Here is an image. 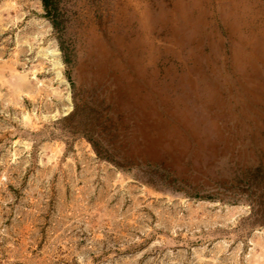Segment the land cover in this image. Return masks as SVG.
<instances>
[{
	"label": "rangeland",
	"instance_id": "obj_1",
	"mask_svg": "<svg viewBox=\"0 0 264 264\" xmlns=\"http://www.w3.org/2000/svg\"><path fill=\"white\" fill-rule=\"evenodd\" d=\"M0 0V264H264V0Z\"/></svg>",
	"mask_w": 264,
	"mask_h": 264
},
{
	"label": "trees",
	"instance_id": "obj_2",
	"mask_svg": "<svg viewBox=\"0 0 264 264\" xmlns=\"http://www.w3.org/2000/svg\"><path fill=\"white\" fill-rule=\"evenodd\" d=\"M42 4L47 12H51L52 16L56 13V8L54 6L53 0H41Z\"/></svg>",
	"mask_w": 264,
	"mask_h": 264
}]
</instances>
